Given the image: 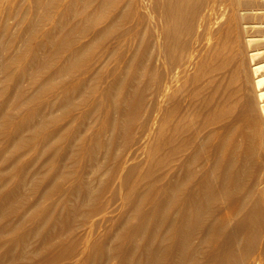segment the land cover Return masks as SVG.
Here are the masks:
<instances>
[{
	"label": "bare ground",
	"instance_id": "6f19581e",
	"mask_svg": "<svg viewBox=\"0 0 264 264\" xmlns=\"http://www.w3.org/2000/svg\"><path fill=\"white\" fill-rule=\"evenodd\" d=\"M30 1L0 0V264H264V0Z\"/></svg>",
	"mask_w": 264,
	"mask_h": 264
},
{
	"label": "rangeland",
	"instance_id": "374dc122",
	"mask_svg": "<svg viewBox=\"0 0 264 264\" xmlns=\"http://www.w3.org/2000/svg\"><path fill=\"white\" fill-rule=\"evenodd\" d=\"M13 1H14V3H16L15 5L18 6V7H17L18 10H23L24 12H27V11H28V12H27V13H28V14H27V17H28V16H29V13L32 11L31 1H30V0H20V1H18V0H13ZM17 1H18V2H21V3L19 4ZM28 1H30V2H28ZM22 2H23V5H24V6L22 5ZM26 2H27V3H26ZM28 3H29V4H28ZM17 4H18V5H17ZM27 4H28V7H27ZM20 5H22L23 7L20 6ZM25 5H26V7H25ZM22 8H23V9H22ZM29 10H30V12H29ZM227 10H228V9H227ZM227 13H228V11H227ZM28 18H29V17H28ZM12 21H13V20H10V22H9V21H8V22H9L10 24H12V25H11V26L13 27V28H12V31L14 32V29H16V28H14V27H15V26H13V25H14V21H13V23H12ZM157 22H158V21H157ZM10 24H9V25H10ZM158 24H159V23H158ZM37 40H38V39H37ZM263 126H264V125L261 124L260 127L262 128ZM263 137H264V135H263ZM127 166H128V164L125 165V167H127ZM124 172H125V171H124ZM262 180H264V175H263V177H262ZM118 205H119V204H118ZM113 216H115V217L117 216V218H118V217H119V213L115 212V213L113 214ZM98 235L100 236V235H101V232H100ZM98 235H97V237L94 236V238L97 239V238H98ZM94 238H93V239H94ZM93 239H92V240H93ZM88 246H89V244H88L86 247H88ZM112 264H114V263H112Z\"/></svg>",
	"mask_w": 264,
	"mask_h": 264
}]
</instances>
